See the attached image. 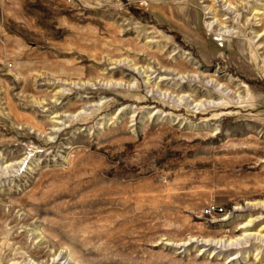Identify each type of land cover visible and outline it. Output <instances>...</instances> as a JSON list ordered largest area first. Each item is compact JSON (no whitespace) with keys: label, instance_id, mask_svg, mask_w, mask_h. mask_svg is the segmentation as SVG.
I'll return each mask as SVG.
<instances>
[{"label":"rangeland","instance_id":"rangeland-1","mask_svg":"<svg viewBox=\"0 0 264 264\" xmlns=\"http://www.w3.org/2000/svg\"><path fill=\"white\" fill-rule=\"evenodd\" d=\"M262 201L264 0H0V264H264Z\"/></svg>","mask_w":264,"mask_h":264},{"label":"bare ground","instance_id":"bare-ground-1","mask_svg":"<svg viewBox=\"0 0 264 264\" xmlns=\"http://www.w3.org/2000/svg\"><path fill=\"white\" fill-rule=\"evenodd\" d=\"M213 2V1H212ZM229 4H230V2H229ZM212 12H213V10H211ZM215 15V14H214ZM212 16V15H211ZM212 24H213V22H210V23H207V27L208 28H210L211 26H212ZM124 61L127 63V62H129L128 60H126L125 58H124V60H116L115 61V63H117V64H119V63H124ZM129 64V63H128ZM129 65H131L135 70H138L139 68H137V67H135L134 65H132V64H129ZM141 68V67H140ZM163 79V78H162ZM212 80V79H211ZM213 81V80H212ZM121 83V82H120ZM122 84V83H121ZM180 99H182V97H180ZM201 102V101H200ZM200 102H198V103H200ZM198 103H196V104H194V105H196L197 106V104ZM203 103V102H202ZM199 105V104H198ZM202 105V104H201ZM255 205V204H254ZM257 205H259V207H261V208H263L264 209V201H262V202H257ZM251 221L252 220H249L246 224H244L243 226H241V227H244V228H246V227H249L248 225L249 224H251ZM244 232H246V231H244ZM248 234V233H247ZM244 235H246V234H243V236ZM240 239V238H239ZM200 241H203V239H201ZM206 241H208V240H206ZM214 241V240H213ZM221 241V240H220ZM216 242H218L217 240H216ZM204 243H206V242H204ZM170 244V243H169ZM58 256H62V257H66V260H68V264H77L76 262H75V260H73V257L70 255V254H66L65 255V253L63 252V251H59L58 253H57V255H56V257H58Z\"/></svg>","mask_w":264,"mask_h":264},{"label":"built area","instance_id":"built-area-1","mask_svg":"<svg viewBox=\"0 0 264 264\" xmlns=\"http://www.w3.org/2000/svg\"><path fill=\"white\" fill-rule=\"evenodd\" d=\"M222 208H216L214 205H210L206 212L207 213H217V212H220Z\"/></svg>","mask_w":264,"mask_h":264}]
</instances>
